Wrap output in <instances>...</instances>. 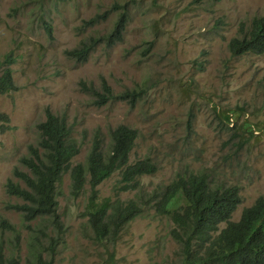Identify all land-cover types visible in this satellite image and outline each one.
I'll use <instances>...</instances> for the list:
<instances>
[{
    "label": "rangeland",
    "instance_id": "rangeland-1",
    "mask_svg": "<svg viewBox=\"0 0 264 264\" xmlns=\"http://www.w3.org/2000/svg\"><path fill=\"white\" fill-rule=\"evenodd\" d=\"M124 3L129 19L120 41L110 47L97 44L85 62L66 55L110 31L115 8ZM105 11L104 19L87 24ZM256 15H264V0H0V72L10 54L17 86L0 94V115L8 118H0L4 253L17 256L19 264H39L31 252L32 235L44 246L49 236L56 237L42 220L23 221L9 208L22 199L5 190L9 178L25 187L13 169L29 172L20 158L28 155L29 145H37L36 125L45 119L46 108L72 128L80 145L73 164H85L96 135L106 154L109 130L125 124L138 131L129 162L149 157L157 167L128 191L119 189V171L98 185L101 199L133 198L143 207L108 243L94 238L84 215L88 184L73 197L65 173L57 185L63 232L54 238V253L41 255L49 264H182L170 234L173 224L153 206V195L177 174L203 172L215 184L238 185L242 201L231 220L264 196V54L232 56L227 47L240 23L248 26ZM44 23L51 25L52 37ZM103 80L113 94L136 89L142 96L133 105L117 98L99 105L82 84L101 91ZM3 125L9 128L2 131ZM2 220L13 229L2 227Z\"/></svg>",
    "mask_w": 264,
    "mask_h": 264
},
{
    "label": "trees",
    "instance_id": "trees-1",
    "mask_svg": "<svg viewBox=\"0 0 264 264\" xmlns=\"http://www.w3.org/2000/svg\"><path fill=\"white\" fill-rule=\"evenodd\" d=\"M127 7L128 4L124 3L115 8L118 15L110 31L82 41L78 47L66 50V55L77 62H85L97 44L103 42L110 47L120 41L129 19ZM107 13L94 15L87 20V24L99 22ZM44 24L48 36L52 37L51 25ZM227 47L232 56L264 54V15L253 17L248 26L241 22L238 35L229 39ZM12 61L10 54H5V66L0 72V94L17 90L9 66ZM82 85L95 96L99 105L111 98L126 100L133 105L142 96V91L136 89L113 94L104 80L101 91ZM0 118L8 121L5 114H1ZM36 127L39 133L37 145H29L28 155L20 158L29 172L13 169L14 176L21 179L25 187L10 178L5 184L8 194L22 199V203H14L9 208L19 211L25 222L44 221V226L51 225L56 233V237H48L45 246L37 235H32L34 250L31 252L35 254L36 262L49 264L41 255L44 251L54 253L57 244L54 238L58 240L63 232L58 214L57 185L65 173H69L71 178L70 194L73 197L83 192L88 184L84 215L94 238L103 243L115 241L123 227L142 214L143 207L133 198L101 199L97 187L113 172L119 171V189L128 191L137 187L139 177L156 172V164L149 157L129 162L138 131L125 124L110 129L111 143L106 154L102 150V139L96 135L85 164H73L72 159L79 153L80 145L72 137V128L66 119L46 108L45 119ZM7 128V125L1 126L2 131ZM153 198L156 210L167 215L173 224L170 234L179 245L178 256L182 264H264V196H258L251 205L244 207L237 220H231L232 213L242 201L238 185L215 184L207 174L199 172L186 176L177 174ZM150 201L149 198L145 203ZM222 223L224 227L220 229ZM1 225L13 229L5 220L1 221ZM15 237L17 240L18 235ZM19 263L17 256H7L0 247V264Z\"/></svg>",
    "mask_w": 264,
    "mask_h": 264
}]
</instances>
